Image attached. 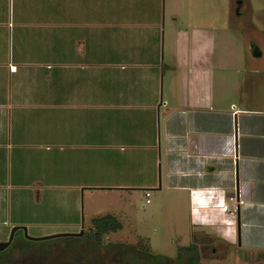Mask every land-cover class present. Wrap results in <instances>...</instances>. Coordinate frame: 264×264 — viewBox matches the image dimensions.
Here are the masks:
<instances>
[{"label":"crops","instance_id":"obj_1","mask_svg":"<svg viewBox=\"0 0 264 264\" xmlns=\"http://www.w3.org/2000/svg\"><path fill=\"white\" fill-rule=\"evenodd\" d=\"M100 2L0 0V241L15 226L47 223L41 205L70 228L93 190L166 186L189 205L188 232L233 244L230 216L240 247L257 243L264 114L224 94L227 69L261 71L264 37L248 31L244 69L241 41L225 32L252 3ZM237 189L245 204L233 215L222 204Z\"/></svg>","mask_w":264,"mask_h":264},{"label":"rangeland","instance_id":"obj_2","mask_svg":"<svg viewBox=\"0 0 264 264\" xmlns=\"http://www.w3.org/2000/svg\"><path fill=\"white\" fill-rule=\"evenodd\" d=\"M99 1H101L99 7L102 8L106 0ZM248 1L252 5L245 12L242 22H239L236 27L230 24L225 31L227 37L241 41V55L239 57L242 59L241 65L244 69L248 63L247 50L250 48V43L246 39L247 34H249L248 31L255 29L258 31V36L264 37V0ZM117 28L116 25L114 29ZM105 29L106 27L102 28L103 37L105 36ZM260 48L264 52V46ZM259 63L262 65L260 66L261 71L254 76L237 75L233 78L232 74L229 73L233 70L232 67L225 71L227 76L224 80L226 90L224 94L228 105L234 101L236 104L256 111L259 115L264 114V61ZM239 76L240 82L238 81ZM233 87L234 91L232 90ZM215 94L217 95L216 87ZM146 165H150L149 156ZM158 171L160 173L159 169ZM118 192L109 193L105 190H93L90 194L87 193V196L81 199L80 224L76 227L67 228V226H63L58 222L61 221L60 216L63 217V214L52 210L48 207L49 205L45 207L41 205L40 208L46 210L50 215V220H45L47 223L32 222L27 224V234L32 237H42L59 233H78L82 229L85 233L90 231L94 217L111 213L119 216L123 227L105 235L104 244L124 242L134 246L139 245V247L155 253L165 254L169 258H175L179 254L180 246H186L196 241L201 247V264H264V236L257 238V243L253 242L246 245L243 242V246L240 247L241 225L239 227V220L234 217L226 216L227 222L232 220L238 231L234 242L231 241L233 244H228L227 241H221L219 237L213 236L207 231L190 230L188 232L189 205L184 203V198L183 204L179 205L175 193L166 186L161 192L155 189L151 191L150 203H146V194L144 195L138 190L136 193L128 190ZM224 205L225 203L222 204V208ZM75 216L77 213L76 215L73 213L72 217ZM0 226H2L1 223ZM257 226L258 228L254 229L264 235V216L258 219ZM54 229L60 230L58 232ZM83 235L78 236L79 238L60 236L32 240L27 238L21 229L15 234L11 245L5 249L9 253L7 264H65L68 261L72 264H93L94 261L91 257L95 255L96 264L102 258L104 263L111 264V258L120 254L118 248L112 249L110 253L105 248H100V251L94 252L90 247V241ZM79 258L80 261L78 262Z\"/></svg>","mask_w":264,"mask_h":264},{"label":"trees","instance_id":"obj_3","mask_svg":"<svg viewBox=\"0 0 264 264\" xmlns=\"http://www.w3.org/2000/svg\"><path fill=\"white\" fill-rule=\"evenodd\" d=\"M122 227V222L114 214L97 216L92 219L90 231L85 232L83 236H85L90 241V247L94 252L100 251V248H105L110 253L112 249L116 250L115 248H118V253L120 254H117L111 258V264H201V247L197 242H191L189 245L180 246L178 252L179 254L175 258H169L165 254L155 253L151 250L139 247V245L134 246L124 242H108L107 244H104L103 238L105 235L109 234L110 232L118 231L122 229ZM19 230L21 229H18L17 231ZM64 237L79 238L78 236L74 235H68ZM8 254L9 253L7 250L0 252V264L8 263ZM95 256H92L91 258L96 264ZM103 260L104 259L102 258L101 261H98V264H106L103 262ZM79 261L80 258L78 262ZM65 264L72 263L68 261L65 262Z\"/></svg>","mask_w":264,"mask_h":264},{"label":"built area","instance_id":"obj_4","mask_svg":"<svg viewBox=\"0 0 264 264\" xmlns=\"http://www.w3.org/2000/svg\"><path fill=\"white\" fill-rule=\"evenodd\" d=\"M234 160H237V156L234 157ZM146 194V203H150L151 202V195L152 192L151 190L147 189L145 191ZM230 199H232L233 201L231 203L228 202H224V210L226 212H229L233 215H237L240 211V208L245 204V199L243 198V192L240 189L235 190L234 194L230 197Z\"/></svg>","mask_w":264,"mask_h":264},{"label":"water","instance_id":"obj_5","mask_svg":"<svg viewBox=\"0 0 264 264\" xmlns=\"http://www.w3.org/2000/svg\"><path fill=\"white\" fill-rule=\"evenodd\" d=\"M18 229H23V231L25 232L27 238L32 239V240H42V239H49V238H53V237H60V236H68V235H74V236H80L84 234V230L82 229L80 232L78 233H59V234H55V235H49V236H42V237H32L29 236L27 234V228L25 226H15L10 234V237L8 240L5 241H0V251L5 250L6 248H8L11 243L14 240V236L15 233Z\"/></svg>","mask_w":264,"mask_h":264}]
</instances>
